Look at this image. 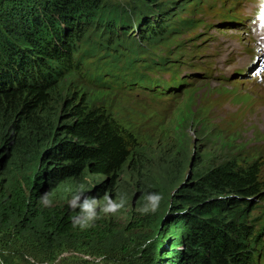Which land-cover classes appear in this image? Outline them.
<instances>
[{
    "label": "trees",
    "instance_id": "1",
    "mask_svg": "<svg viewBox=\"0 0 264 264\" xmlns=\"http://www.w3.org/2000/svg\"><path fill=\"white\" fill-rule=\"evenodd\" d=\"M186 4L180 5L182 12L187 11ZM200 6L201 1L195 10ZM124 13L103 0H0V114L6 127L12 122L9 127L18 133L30 129L26 139L20 136L15 150L24 147L22 154L29 155L32 163L41 161V173L36 174L39 187L77 184L89 174L109 178L115 187L135 156L133 133L72 91V86L90 90L84 85L88 83L132 90L138 85L161 90L179 81L186 83L178 65L147 47H177L183 33L205 21L177 18L172 23L170 18L177 13L166 19L153 15L154 20L146 19L136 27L142 35L132 36L134 22ZM183 51L179 47L175 55ZM142 55L149 57L142 59ZM152 71L163 75L155 78ZM64 88L66 98L60 92ZM152 94L162 98L159 90ZM62 102V111L57 107L55 113ZM5 151L8 160L10 150L0 146V154ZM261 172L258 163L226 159L183 186L180 203L164 220L172 224L169 235L177 236L167 240L162 235L172 262L264 264V206L257 201L264 192ZM5 190H0V225H21L23 234L36 235L43 244L70 242L79 236L104 242L107 231L81 229L74 226L69 210L43 208L40 188L30 187L29 181L17 177ZM256 211L260 212L255 216ZM156 250L157 261L149 259L146 264H167L165 252ZM152 254L149 251L147 257Z\"/></svg>",
    "mask_w": 264,
    "mask_h": 264
},
{
    "label": "rangeland",
    "instance_id": "2",
    "mask_svg": "<svg viewBox=\"0 0 264 264\" xmlns=\"http://www.w3.org/2000/svg\"><path fill=\"white\" fill-rule=\"evenodd\" d=\"M191 1L194 0H103L126 11L124 14L134 22L132 36L142 35L136 27L146 19L154 20L153 15L166 19L174 12L178 15L170 22L177 18L205 21L183 33L177 47H147L155 56L178 65L180 78L186 80L184 84L179 81L163 88L174 90H164L161 99L153 96L152 88H137L138 85L132 86V90H120L113 85L98 88L88 83L84 85L90 90L71 87L136 138L134 159L115 187H111L109 178L91 174L77 184L39 187L41 181L36 174L41 173V161L32 163L29 155L22 154L24 147L15 150L20 136L26 139L30 129L18 133L9 127L12 122L6 127L0 114V146L10 150L8 160L6 151L0 154V190H8L17 177L18 181L27 180L30 187L40 188L39 201L47 194L51 204L40 203L43 208L62 213L69 210L72 218L80 209L70 208L69 201L83 185L81 203L83 198H95L97 212V218L85 230L96 227L107 231L104 242L99 237L79 236L70 242H47L49 245L36 235L23 234L21 225H0V264H146L149 259L156 262V248L162 252L166 248L162 235L168 236L167 240L177 237L169 235L173 227L171 223L165 224V218L172 206L180 203L183 186L194 182L203 170L226 159L247 165L258 163L264 184V3ZM199 1L201 6L196 11ZM184 3L187 11L182 12L179 7ZM179 47L184 51L175 55ZM144 57L149 55L141 56ZM170 74L164 77L168 79ZM152 75L159 78L163 74L152 71ZM60 92L66 98L68 89ZM258 99L261 106L253 117L247 118V111ZM57 107L62 111L63 102L55 106V113ZM152 193L162 196L158 209L143 213L145 197ZM257 201L264 206V192ZM121 203L123 206L115 212L102 211L109 204ZM149 251H153L152 257H147ZM164 255L168 256L167 264H176L170 258V250Z\"/></svg>",
    "mask_w": 264,
    "mask_h": 264
},
{
    "label": "clouds",
    "instance_id": "3",
    "mask_svg": "<svg viewBox=\"0 0 264 264\" xmlns=\"http://www.w3.org/2000/svg\"><path fill=\"white\" fill-rule=\"evenodd\" d=\"M262 3H264V0H261ZM83 185L80 187V193L76 194L72 197V199L69 201V207L72 209L79 208V213L72 217L74 221V226L79 225L81 229L86 228L89 226L91 221H94L97 218V212H96V200L92 197H86L83 198V202L81 203L82 195H83ZM147 203L145 204L144 208L142 209L143 213L156 212L158 209L159 202L162 199V196L157 193H152L151 195H147L145 197ZM41 203L45 206H48L51 204V201L48 199L47 194L45 196L41 197ZM123 204L115 205V204H109L108 207H105L102 209L104 212H115L117 208L122 207Z\"/></svg>",
    "mask_w": 264,
    "mask_h": 264
},
{
    "label": "bare ground",
    "instance_id": "4",
    "mask_svg": "<svg viewBox=\"0 0 264 264\" xmlns=\"http://www.w3.org/2000/svg\"><path fill=\"white\" fill-rule=\"evenodd\" d=\"M177 15H178V14H177ZM175 21H176V20H174V22H175ZM172 23H173V22H172ZM158 73H159V72H158ZM157 89H159V91H160V88H158L157 86H155V88L152 89V90L156 91ZM259 106H261V102H260V100L258 99V100L256 101V103L254 104V106L251 107L250 111H247V118H249V117H253V116L255 115V110H256ZM247 123H248V120H247Z\"/></svg>",
    "mask_w": 264,
    "mask_h": 264
},
{
    "label": "water",
    "instance_id": "5",
    "mask_svg": "<svg viewBox=\"0 0 264 264\" xmlns=\"http://www.w3.org/2000/svg\"><path fill=\"white\" fill-rule=\"evenodd\" d=\"M192 164H193V161H192V163H191V166H192Z\"/></svg>",
    "mask_w": 264,
    "mask_h": 264
}]
</instances>
